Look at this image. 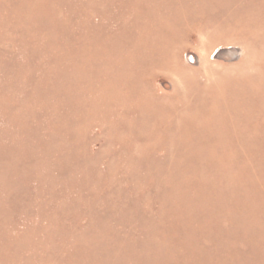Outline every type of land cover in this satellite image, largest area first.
<instances>
[{"label": "rangeland", "instance_id": "obj_1", "mask_svg": "<svg viewBox=\"0 0 264 264\" xmlns=\"http://www.w3.org/2000/svg\"><path fill=\"white\" fill-rule=\"evenodd\" d=\"M0 264H264V0H0Z\"/></svg>", "mask_w": 264, "mask_h": 264}, {"label": "water", "instance_id": "obj_2", "mask_svg": "<svg viewBox=\"0 0 264 264\" xmlns=\"http://www.w3.org/2000/svg\"><path fill=\"white\" fill-rule=\"evenodd\" d=\"M240 55V51L238 49L233 48L227 50H220L214 55V59L225 62H234L240 58ZM186 59L191 65H196L197 63V60L193 55H188Z\"/></svg>", "mask_w": 264, "mask_h": 264}]
</instances>
